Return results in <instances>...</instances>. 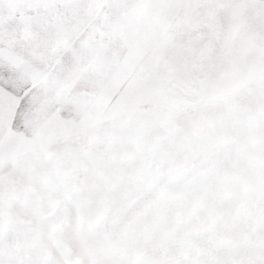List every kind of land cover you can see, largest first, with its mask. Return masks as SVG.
Returning a JSON list of instances; mask_svg holds the SVG:
<instances>
[{
  "label": "rangeland",
  "instance_id": "obj_1",
  "mask_svg": "<svg viewBox=\"0 0 264 264\" xmlns=\"http://www.w3.org/2000/svg\"><path fill=\"white\" fill-rule=\"evenodd\" d=\"M0 264H264V0H0Z\"/></svg>",
  "mask_w": 264,
  "mask_h": 264
}]
</instances>
